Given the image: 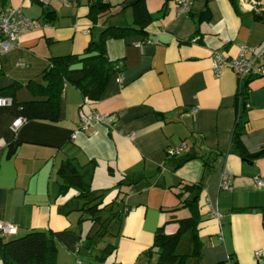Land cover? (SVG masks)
Masks as SVG:
<instances>
[{"label": "crops", "instance_id": "1", "mask_svg": "<svg viewBox=\"0 0 264 264\" xmlns=\"http://www.w3.org/2000/svg\"><path fill=\"white\" fill-rule=\"evenodd\" d=\"M136 1L109 0L111 10L94 22L90 0H0L40 24L0 58V91L41 81L52 58L83 54L108 27H134ZM145 2L152 18L145 32L107 42L109 59L123 71L99 101L85 99L66 82L59 120L27 121L16 134L21 146L13 156L1 131L10 129L11 120L0 122V221L16 225L18 237L53 233L58 264H147L143 254L158 229L175 234L177 221L190 215L178 193L187 199L183 186L202 183V255L190 264H221L228 256L236 264H264V257L255 259L257 251L264 254V188L255 186L256 178H264V158L245 164L232 145L239 79L228 67L216 74L212 64L215 52L237 58L243 46L256 48L247 59L264 62V20H256V15L264 18V0L259 8L237 0L238 11L231 0H194L191 14L181 13L176 0ZM205 12L209 18L199 21ZM33 100L27 88L16 94L18 103ZM82 111L114 121L81 130ZM241 144L250 155L264 149V78L250 83ZM67 161L101 196V207L109 206L104 215L114 214L99 253L80 250L93 229L104 227L93 225L75 189L61 193L68 182L59 169ZM224 177L231 178L233 190H220ZM109 244L115 249L101 262ZM193 249L188 232L178 253L191 255Z\"/></svg>", "mask_w": 264, "mask_h": 264}, {"label": "trees", "instance_id": "2", "mask_svg": "<svg viewBox=\"0 0 264 264\" xmlns=\"http://www.w3.org/2000/svg\"><path fill=\"white\" fill-rule=\"evenodd\" d=\"M231 2L235 10L238 11L237 0H231ZM90 4V17L94 22L111 10L109 0L108 2L90 0ZM132 7L135 16V28L108 27L102 31L98 40L93 39L90 42L83 54L52 58L41 81L17 82L9 88L1 90L0 97L10 98L12 104L0 107V122L5 118H10L11 123L16 118H24L27 121H58L61 96L66 82L76 86L85 99L93 102L99 101L103 97L110 80L123 71V67L120 66L119 62H113L109 59L107 42L109 40L124 39L130 34H142L152 21L145 0H137ZM205 18H209L208 12L202 14L199 21ZM256 20L262 21L264 18L256 15ZM253 80L252 77H248L239 85L237 121L233 132L232 145L239 149L243 159L257 161L264 158V149L250 155L241 144V137L245 134L248 124L250 83ZM23 88H27L35 100L18 103L16 94ZM1 131L9 145V156L15 155L21 146L17 135L13 134L9 128L8 130L1 129ZM206 168L208 170L212 168L208 162L206 163ZM59 174L61 178L68 182L67 186L61 187V193L65 194L69 189H75L78 192L77 199L85 202L83 211L89 216L93 225L99 224L105 230L107 224L114 220V214L104 215L108 212L109 206L101 207L103 204L101 196L98 197L83 182L70 161L62 164ZM202 187V183L183 186V192L189 193L190 197L183 199L181 193H178L177 196L182 201V207L187 209L190 215L177 221L179 228L175 234H167L164 226L158 229L153 246L143 254L147 264H190L192 260L201 258L203 245L199 236V225L202 219L199 202ZM100 232L101 229L98 230L96 235L88 234L82 242L80 250L91 251L94 247L95 236L100 235ZM188 232L193 234V253L191 255H182L178 253V248L183 236ZM105 235L106 231L102 233L103 237ZM114 249L111 244L106 245L99 260L101 262L105 261L106 257ZM0 252L4 264H58V246L51 232L34 231L24 237H18L17 234L7 237V241L1 239Z\"/></svg>", "mask_w": 264, "mask_h": 264}, {"label": "built area", "instance_id": "3", "mask_svg": "<svg viewBox=\"0 0 264 264\" xmlns=\"http://www.w3.org/2000/svg\"><path fill=\"white\" fill-rule=\"evenodd\" d=\"M96 1V0H95ZM108 2V0H102ZM253 8H259V0H246ZM181 13L188 14L191 11L194 0H176ZM40 26L38 21L27 18L22 9L13 8L9 5H0V58L19 46V39L21 34L37 29ZM139 47L142 45L139 44ZM256 48L242 47L241 55L237 58H227L220 52L213 54V70L216 74H220L226 67L232 69L239 79V85L248 77L253 79L264 78V62H258V58L247 59L245 54L248 52L255 53ZM24 65V64H19ZM12 100L7 97H0V107L10 106ZM114 119L111 116L98 114L95 112L85 113L80 112V129L87 130L96 123L111 125ZM27 122L24 118H16L10 125V131L17 134L19 129ZM75 139L76 136H73ZM182 149L177 151H170V154H179ZM255 186L258 189L264 188V178H256ZM221 191L233 190V183L231 178L224 177L220 183ZM214 217L219 219L221 215L219 212H213ZM18 234V227L12 223L0 221V238L12 237ZM264 257L262 251H257L255 259L261 262ZM81 264V263H79ZM221 264H236L232 256H228Z\"/></svg>", "mask_w": 264, "mask_h": 264}, {"label": "rangeland", "instance_id": "4", "mask_svg": "<svg viewBox=\"0 0 264 264\" xmlns=\"http://www.w3.org/2000/svg\"><path fill=\"white\" fill-rule=\"evenodd\" d=\"M91 224L90 225H87L86 226V229H85V231L88 229H90L91 227ZM88 230L86 231V233L88 232ZM97 232H98V229L97 228H95V229H93L92 230V234H97ZM102 233H104V230L102 229L101 230V232H100V235H97V236H95V239H94V247H93V249H94V252H97V253H99V251H102V249L104 248V237L102 236ZM83 255V253H81L80 255H79V257L80 256H82Z\"/></svg>", "mask_w": 264, "mask_h": 264}, {"label": "water", "instance_id": "5", "mask_svg": "<svg viewBox=\"0 0 264 264\" xmlns=\"http://www.w3.org/2000/svg\"><path fill=\"white\" fill-rule=\"evenodd\" d=\"M46 10H50V8L48 7V8H46ZM243 162H244L245 164L254 165V163H253V162H251V161H250V160H248V159H244V160H243Z\"/></svg>", "mask_w": 264, "mask_h": 264}]
</instances>
